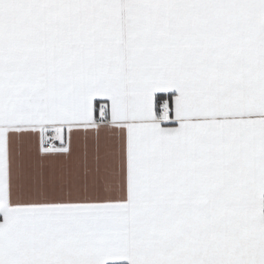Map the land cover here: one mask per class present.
I'll return each mask as SVG.
<instances>
[{
    "label": "snow or ice",
    "instance_id": "snow-or-ice-1",
    "mask_svg": "<svg viewBox=\"0 0 264 264\" xmlns=\"http://www.w3.org/2000/svg\"><path fill=\"white\" fill-rule=\"evenodd\" d=\"M0 264H264V0H0Z\"/></svg>",
    "mask_w": 264,
    "mask_h": 264
}]
</instances>
